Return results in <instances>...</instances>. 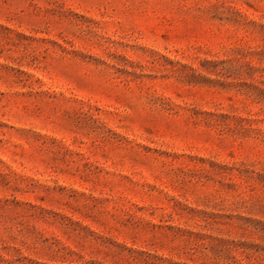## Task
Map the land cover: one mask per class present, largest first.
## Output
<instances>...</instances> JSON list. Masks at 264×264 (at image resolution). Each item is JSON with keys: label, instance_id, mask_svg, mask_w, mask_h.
<instances>
[{"label": "rangeland", "instance_id": "rangeland-1", "mask_svg": "<svg viewBox=\"0 0 264 264\" xmlns=\"http://www.w3.org/2000/svg\"><path fill=\"white\" fill-rule=\"evenodd\" d=\"M264 264V0H0V264Z\"/></svg>", "mask_w": 264, "mask_h": 264}, {"label": "trees", "instance_id": "trees-1", "mask_svg": "<svg viewBox=\"0 0 264 264\" xmlns=\"http://www.w3.org/2000/svg\"><path fill=\"white\" fill-rule=\"evenodd\" d=\"M243 257L250 262V264H263L262 260L260 259V255L252 254V253H241ZM264 259V257H263ZM204 264V263H200ZM241 264V263H240Z\"/></svg>", "mask_w": 264, "mask_h": 264}]
</instances>
